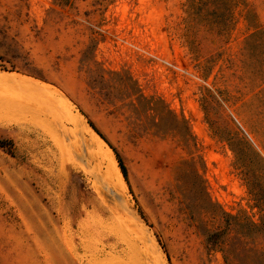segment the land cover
<instances>
[{"label":"rangeland","instance_id":"374dc122","mask_svg":"<svg viewBox=\"0 0 264 264\" xmlns=\"http://www.w3.org/2000/svg\"><path fill=\"white\" fill-rule=\"evenodd\" d=\"M184 2L0 0V264H264L259 52Z\"/></svg>","mask_w":264,"mask_h":264},{"label":"trees","instance_id":"16d2710c","mask_svg":"<svg viewBox=\"0 0 264 264\" xmlns=\"http://www.w3.org/2000/svg\"><path fill=\"white\" fill-rule=\"evenodd\" d=\"M241 9V15L247 24V30L252 31L245 44L253 43V49L259 52V69H262L264 76V31L255 22L252 13L249 11L245 0H185L183 4V12L185 15L184 25L187 28L189 36H192L196 28H207L216 38L225 40L229 31L235 25L234 14ZM188 41H191V38ZM11 145L10 142L0 141V148ZM235 163L234 166L246 176H251L250 167L245 157L243 148H232ZM120 171L125 181H127L126 168L115 152ZM253 186V184L251 183ZM256 194V189L253 190ZM220 243V242H219Z\"/></svg>","mask_w":264,"mask_h":264},{"label":"bare ground","instance_id":"6f19581e","mask_svg":"<svg viewBox=\"0 0 264 264\" xmlns=\"http://www.w3.org/2000/svg\"><path fill=\"white\" fill-rule=\"evenodd\" d=\"M15 82L16 83V87H18V85H19V87H20V84L23 86L24 85V87H27V88H29V90L26 88H24L23 90H20V89H18V90H20V91H24V92H26L25 90H28L29 92H30V90H32L34 93H36V94H33L32 96H34V100H36L37 101V99H40V98H42L41 97V94H42V92L44 91V89L45 90H47V88H46V86L44 85H40V83L39 82H36V81H34V80H30V79H28V78H24V77H22L21 75H18V74H9V73H5V72H0V89L1 88H3L4 89V87L5 88H8V84L10 83V82ZM15 83H13V84H15ZM17 83H19V84H17ZM12 84V83H11ZM11 87V86H10ZM48 87H50V86H48ZM15 88V87H14ZM21 88V87H20ZM51 88V87H50ZM49 88V89H50ZM8 89H10V88H8ZM2 91V90H1ZM4 91H5V89H4ZM10 91V90H9ZM13 91H16V89L14 90L13 89ZM49 91H51V90H49ZM12 92V91H11ZM23 92V93H24ZM1 94V96H2V92H0ZM27 94H31V93H28V92H26ZM25 93V94H26ZM45 93H46V91H45ZM54 93V92H53ZM4 94V96L5 97H7V95H6V93H3ZM47 94V93H46ZM14 95V94H13ZM12 95V96H13ZM35 95H37L38 97H37V99H35L36 97H35ZM0 96V97H1ZM29 96H31V95H29ZM31 96V97H32ZM3 98L2 100H3V102H4V99L5 100H9V99H7V98ZM17 97H18V95H17ZM22 97V96H21ZM54 97V96H53ZM9 98V97H8ZM18 98H20V97H18ZM33 98V97H32ZM55 98V97H54ZM22 99V98H21ZM57 99V98H56ZM1 100V101H2ZM24 100V99H23ZM26 100V99H25ZM10 101H12L11 99H10ZM5 102H7V101H5ZM9 102V101H8ZM14 102V101H13ZM13 102H9V106L10 105H12V103ZM22 103H23V101H22ZM25 103H27V100H26V102ZM25 103H23V104H25ZM5 104H7V103H5ZM17 103H15L14 105H16ZM30 105V104H29ZM2 106H4V107H2ZM8 106V105H7ZM19 106V105H18ZM1 107H2V109L3 110H5V105H3V104H1ZM26 107V106H25ZM28 107V106H27ZM54 107V106H53ZM8 107H6V109H7ZM19 108V107H18ZM23 108H24V106H23ZM9 109H11V107H9ZM13 109V108H12ZM11 109V110H12ZM19 110V109H18ZM6 111V110H5ZM13 111V110H12ZM5 113V112H4ZM19 115V114H18ZM25 117V116H24ZM60 122V121H59ZM62 122V121H61ZM102 142V141H101ZM68 152V151H67ZM60 155V154H59Z\"/></svg>","mask_w":264,"mask_h":264}]
</instances>
